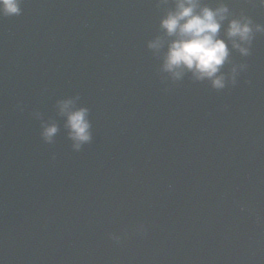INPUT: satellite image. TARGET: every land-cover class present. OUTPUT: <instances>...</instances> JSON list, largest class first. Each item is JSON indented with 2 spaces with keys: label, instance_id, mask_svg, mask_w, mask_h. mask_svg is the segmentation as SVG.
<instances>
[{
  "label": "water",
  "instance_id": "95a60500",
  "mask_svg": "<svg viewBox=\"0 0 264 264\" xmlns=\"http://www.w3.org/2000/svg\"><path fill=\"white\" fill-rule=\"evenodd\" d=\"M226 3L264 25L256 0ZM171 6L22 0L0 18V264H264V33L246 57L228 45L235 85L174 80L168 38L147 47ZM65 99L88 109L79 151Z\"/></svg>",
  "mask_w": 264,
  "mask_h": 264
},
{
  "label": "clouds",
  "instance_id": "9594fccd",
  "mask_svg": "<svg viewBox=\"0 0 264 264\" xmlns=\"http://www.w3.org/2000/svg\"><path fill=\"white\" fill-rule=\"evenodd\" d=\"M168 4V0H162ZM264 8V0H256ZM22 0H0V18L21 14ZM172 6L167 8L159 19V31L163 37L157 36L147 43L151 50L159 51L167 39V50L163 53L161 70L179 80L185 72H190L197 80H207L210 87L219 91L227 85L237 83V75L245 71L244 63L233 65L227 79L221 72L222 66L229 62L230 48L240 56L250 54L251 44L257 33H264V25L241 13L234 16L226 0H215L210 6L205 0H171ZM160 4H157L159 7ZM225 22H227L225 24ZM223 28L224 38H219ZM70 99L58 102L59 112L65 117L68 137L72 140V148L79 151L82 145L92 139L91 125L88 120V109L72 108ZM58 129L55 124L43 126L40 136L45 143H51ZM55 158L54 155L52 157ZM119 241L120 237L110 236Z\"/></svg>",
  "mask_w": 264,
  "mask_h": 264
}]
</instances>
